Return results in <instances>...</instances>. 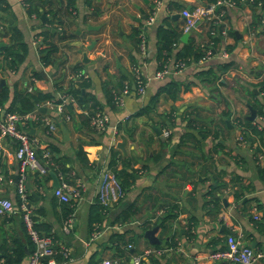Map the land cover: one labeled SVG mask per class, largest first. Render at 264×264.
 Here are the masks:
<instances>
[{
    "label": "crops",
    "instance_id": "crops-1",
    "mask_svg": "<svg viewBox=\"0 0 264 264\" xmlns=\"http://www.w3.org/2000/svg\"><path fill=\"white\" fill-rule=\"evenodd\" d=\"M41 1V6L39 2L35 3L52 21V34L48 40L58 46L54 63L46 66L39 59L40 45L36 47L33 41L40 31L50 25L41 24L45 20L39 19L35 13L28 14L27 0H0L1 23L9 30L12 25L15 26L27 46L23 63L14 71L4 72V85L11 91H22L30 84L33 90L47 91L55 83L66 90L74 72L73 66L80 63L89 78V91L100 103V111L108 116L104 130H95L89 123L79 120L67 119L62 123L54 103L48 102L40 105L46 107L45 112H32V116L23 123L30 138L35 139V152L43 150L42 156L38 157L40 162L50 157L46 150L48 145H55L61 155L70 159L66 166L72 168L71 173L77 174L73 183L80 182L84 186L80 199L71 197L69 201H63L54 193L52 178L54 174L59 181L61 175L50 169L47 174H38L25 168L26 190L30 195L27 206L37 228L42 234L46 233L43 229L48 230L47 234L51 233L57 249L61 246L69 249L67 259L56 253L57 264H98L101 259L131 264L132 255L155 245L161 252L144 257L143 264H231L207 258L208 252L226 246L228 235H241L243 243L255 250L264 249V174L257 172L253 151L257 141L252 145L236 142L239 130L234 125L236 117L249 114V106L255 100L247 91L249 83L261 78L254 72H264V19L251 35V1L242 4L229 1L221 24H213L219 31L214 30L211 35L220 33V36L206 59L191 61L177 73L168 72L161 78L155 77L161 64L156 56V28L163 25L178 32V42L163 64L171 70L175 50L181 49L188 41L198 44L208 42V23L204 21L198 22L188 32L185 42L180 40L184 32L180 11L203 4L202 1L163 0L154 23L146 29L145 19L154 8V0H73L71 4H68L69 0ZM134 4L146 13L145 19L135 20L141 13ZM176 13L180 16L173 19L171 16ZM4 18L8 20L7 25L3 22ZM88 25L97 28L88 29ZM134 26L138 28L135 30ZM223 26L225 35L221 34ZM77 30L80 32L77 33ZM140 33L146 39L144 54L140 53L137 44ZM62 34L67 38L61 40ZM3 41L7 43L8 37ZM72 41H80L81 44L71 45ZM92 41H95L94 46L86 50ZM226 45L233 46L231 54L224 50ZM85 50L89 61L77 62ZM228 58L233 59L236 65L224 74L223 84L216 89L211 91L208 87L193 84L187 90H180L175 100L161 96L153 111L147 115L135 114L165 79L174 78L185 83L192 78L195 70ZM136 70L145 80L142 94L135 92L133 86ZM35 73L38 77L34 76ZM120 74L126 76L124 82H129L130 91L123 95L122 105L111 106L106 102L102 85L108 81L109 87L115 86ZM31 77H34L33 81ZM73 106L76 108V105ZM76 110L81 112L78 108ZM224 112L227 116L223 115ZM46 119L55 123L57 129L49 131ZM225 120H229L230 124H226ZM62 125L68 131L67 140H64ZM165 129L170 130L168 137L162 135ZM157 130L160 132L157 133ZM201 133L205 135L204 139ZM213 133H217V138L212 137ZM121 141L125 142L123 149L116 145ZM215 141L222 146L214 148ZM79 145L91 167H84L77 160ZM15 146L13 139L0 138V196L9 198L13 204L9 214L0 215V243L4 240L6 244V249L0 250V259L5 261L8 253L14 257L10 249L21 243L25 245V255L19 264H27L26 227L22 211L17 206L15 184L19 161L14 155ZM112 148L117 151V168L121 167L120 156L131 159L135 169L133 181L118 201L109 203L103 209L101 222L94 224L96 230L93 231H98V235L91 239L93 231H89L87 224L89 211L96 201L99 173L108 167ZM262 149L261 166L264 165V146ZM46 152L49 154L44 157ZM214 180L221 184L220 190L215 192L220 197L218 208L207 193ZM235 191L239 194L238 200L234 198ZM220 195L226 198L227 205H224ZM132 204L134 212L131 218L115 221L120 212ZM252 207L258 211V219L253 218ZM68 208L73 210V225L66 233L63 231V218ZM173 213L176 215L168 218L164 226H158L154 233L160 244H150L143 235L144 230L157 226L154 223L159 217ZM145 223L150 226L145 227ZM112 234L121 238L115 239ZM170 242L172 246H169ZM255 264H264V259Z\"/></svg>",
    "mask_w": 264,
    "mask_h": 264
},
{
    "label": "trees",
    "instance_id": "trees-1",
    "mask_svg": "<svg viewBox=\"0 0 264 264\" xmlns=\"http://www.w3.org/2000/svg\"><path fill=\"white\" fill-rule=\"evenodd\" d=\"M203 4H207L208 2H215L216 0H200ZM233 1L236 4H242L245 3L248 0H228ZM262 0H252L250 5L251 9L253 10V19L249 24V28L251 31H253L255 28L258 27V25L261 23V21L264 19V15L261 12L260 7L258 6V3ZM41 6L42 1L41 0H27V7L26 11L28 14H34L37 15V17L40 19L41 15L47 16L45 11H40L39 7L37 6V3ZM73 0H69L68 4H71ZM89 2V1H88ZM178 7H182L183 5L176 4ZM220 8L216 11L218 12ZM3 22L8 24V20L6 18L3 19ZM48 23L50 26L48 28H45L44 30L40 31L37 35L41 36V39L39 41L40 48L38 50L39 52V59L42 65L46 66L48 64L54 63V54L56 53L58 46L56 43L50 42L48 40V36L52 34L50 31V28L52 26V21H49L47 18L43 23ZM216 32L219 31V28H215L214 25L211 23L208 25V29L206 31V34L208 35V42L203 44V46H200L198 43H195L194 41H188L186 42L181 49L175 50V58L174 62L176 60L184 61L185 64H189L191 61L198 62L203 57H205L207 50L210 51V54L215 48V44L218 41V36H220V33H216L215 35H211V31ZM136 33V32H135ZM8 37V42L5 43L3 41V38ZM222 36V35H221ZM178 32L171 31L164 27L163 25H160L156 28V56L157 59L160 61L159 70L163 68V64H165L168 60V57L170 56L174 44L178 42ZM67 37L62 34L60 35V39L64 40ZM0 41L4 42V46L0 48V78L4 77V72L7 70L14 71L16 70L20 64L23 63L25 56L27 54V46L23 42L22 34L21 32L15 27L11 26L10 30L5 27L4 24L0 21ZM211 42V43H210ZM137 44H138V37H137ZM224 50L231 54L233 51L232 45H226ZM174 64V63H173ZM236 65L235 61L233 59H226L220 62H217L213 64L212 66L206 67V68H200L193 72L192 78L182 83L174 78H167L164 80V82L159 86V88L150 96L148 102L138 109V111L135 113L136 115H147L149 112L153 111L155 108L158 100L161 96L165 97L166 99L175 100L178 97V94L180 90H187L190 88L193 84H199L202 87H208L212 90L216 89L218 85L223 84L224 81V74L234 68ZM73 74L82 71V64L78 63L73 66ZM263 71H255V76H261V78L256 82L249 83V87L247 89L248 93L255 98L254 102L252 103L251 107L255 110L256 114L259 115L261 113L262 105L264 104L263 98L264 96L261 95V92L264 91V72ZM36 77H38L37 73H35ZM126 80V76L123 74H120V78L118 83L115 86H108V81L103 82L102 88L104 91V94L106 96V102L114 106L115 101L114 97L118 93L119 90L123 87V82ZM90 83L89 78L85 77L82 80H73L71 78L70 83L66 90H63L61 87L57 86L55 83L52 86L51 90L47 91H40V90H32L27 91V89H23L22 91H17L16 89H13L11 91L6 85L0 86V115L1 111L4 112H14L19 115H24L26 113H38L41 114L38 108L40 105L46 102H52L54 104L60 103L63 98L68 97L71 98L75 104L76 108L73 106V103L71 100L67 101L63 105V113L59 114L60 118L59 121L64 123L65 120L69 119L72 121L79 120L81 123H89L92 128L95 130H98L91 124V116L97 112L100 111V103L97 101L96 97L89 91ZM256 89L255 93L253 90ZM218 96V95H217ZM263 96V97H262ZM258 102V104H256ZM81 110V112H77L76 109ZM83 110L86 111L85 115H83ZM224 116H227V113H223ZM168 120H170L168 118ZM235 126L238 127L239 131H242L246 141H248L249 144H253V142L257 141V144L254 146L253 151L256 155L255 162L257 164V172L260 175L264 174V165L261 166L259 164V158L258 155L262 153L264 146V125L261 126V128H257L256 125L253 123L252 120H249L246 116H240L235 119ZM248 136L252 137V141L247 140ZM202 139H204L205 135L201 133ZM212 137L215 139L217 138V133H213ZM221 143L218 141H215L214 148L221 147ZM50 153L49 158H43L41 163L45 166V173L47 174V171L54 170L59 175L62 176V179L67 181L70 184H73V180L77 178V174L75 172L71 173V167H67L66 163L70 162V159L68 156L61 155L59 153V149L53 145H48L47 149ZM43 150H36V156L41 157ZM116 150L111 149L110 150V157L108 162V167L113 171L117 179L120 181L121 187L123 191L127 188H129L131 182L133 181L132 174L135 172V169L132 167L131 159L122 158L120 156L119 162L121 164L120 168L116 167V163L118 161V157L116 155ZM77 160L79 163L84 167H91L90 162L86 156L85 151L82 149V146L79 145L76 153ZM37 172V171H36ZM39 174V172H37ZM216 184V185H214ZM221 187V184H217V181L214 180V183L211 184L210 189L207 191L208 195H210L211 202L215 205L216 208L220 206V197L219 195L215 194L216 190H218ZM220 190V189H219ZM30 195L27 194V197ZM234 198L236 200L239 199V194L235 191L234 192ZM69 201V200H68ZM20 204V199L17 195V206ZM107 206H103L99 203V201L96 199L95 203L91 205L89 216L87 220L88 229L89 231L96 230L94 229V224L97 222H101V215L103 214V209H105ZM134 212V205L128 206L126 209H124L120 214L115 218V221H125L129 218H131L132 214ZM73 215V210L71 208H68L65 210V215L63 220H66L68 217ZM176 215V213H173L171 215H166L163 217H159L158 220L155 221L154 225L157 226H164V222L168 218H173ZM33 221V227L34 229L40 233L41 231L37 228V224L34 222L33 217L31 216ZM114 221V222H115ZM64 222V221H63ZM25 225V224H24ZM145 227L150 226V224L145 223ZM46 231L45 234H47V229H43ZM49 234V233H48ZM26 237H27V249L29 252L32 251L34 248V245L32 244V240L27 232L26 229ZM112 237L115 239H120V235L118 234H112ZM171 242L169 243V246H172ZM5 241L2 240L0 243V250L4 251L3 249H6ZM25 245L18 243L11 247V251L14 254V257H11L10 253L7 254V258L4 261V264H19L22 260V258L25 255ZM158 246V245H155ZM7 251V250H6ZM46 261L43 260V264H45Z\"/></svg>",
    "mask_w": 264,
    "mask_h": 264
},
{
    "label": "built area",
    "instance_id": "built-area-1",
    "mask_svg": "<svg viewBox=\"0 0 264 264\" xmlns=\"http://www.w3.org/2000/svg\"><path fill=\"white\" fill-rule=\"evenodd\" d=\"M252 1V0H250ZM163 0H154V8L152 12L145 19V25L151 26L157 15L159 7L162 5ZM230 4L228 0H216L215 2H208L207 4H195L190 8H184L180 12L183 16L182 31L189 32L198 22L204 21V23L209 24H221L225 7ZM258 6L261 9V12L264 15V0L258 3ZM220 10L216 12L218 9ZM213 34V31H211ZM221 34L225 35V27L223 26ZM251 35L254 34L253 31L250 32ZM41 36L34 37V45L37 47ZM203 46L202 44H199ZM138 49L141 54H144L146 51V39L143 33L138 35ZM210 55V51L207 50L205 57L201 60L206 59ZM222 55L226 57V53L223 52ZM184 61L176 60L173 64L172 69H167V66L164 65L163 69L158 70L155 73V77L161 78L166 73H177L185 67ZM173 70V71H172ZM87 77L86 73L79 71L71 75L73 80H82ZM31 80H34V77H31ZM133 86L135 92L142 94L145 90V80L136 72H134ZM31 84L27 86V91H32ZM130 84L128 81L123 83V87L114 97L116 105L123 104V95L129 93ZM261 95L264 96V91L261 92ZM262 96V97H263ZM71 100L73 105H76L75 102L68 97L63 98L60 103L54 104L56 111L61 114L63 113V105L67 101ZM48 103V102H46ZM1 110V107H0ZM86 113L85 110H83ZM32 116L31 113H26L24 115H19L14 112H4L1 111L0 115V138L9 137L13 139L16 143L14 155L19 161V172L16 180V192L20 199L19 208L22 211V217L27 229V232L34 243V248L28 254L27 264H43V260L46 261L45 264H57L55 260L56 253H60L64 256V259H67L69 255V249L61 246L60 249H57L53 236L50 234H40L33 227V221L31 218L29 207L27 206V190H26V177H25V168L35 170L39 173H45V166L40 162L36 156L33 143L35 139H31L27 131L23 128V123ZM49 131H54L57 129L55 123L51 120L46 119ZM253 123L257 128H261L264 124V105L261 108V113L256 115ZM91 124L98 130H104L108 124V116L102 112L97 111L91 116ZM170 134L169 129H165L162 132L164 137H168ZM237 140L240 143H245V138L243 137L242 131H239L237 135ZM48 152L44 153V157L48 156ZM258 158L261 159V154L258 155ZM1 179V176H0ZM96 190V199L103 206H107L109 203L118 201L123 195L124 191L121 187L120 181L117 179L113 171L106 167L99 173V179L97 182ZM84 186L83 183H73L70 184L62 177H60L59 184L54 188V193L63 201L70 200L71 197L81 198L82 190ZM70 195V197H69ZM13 210L12 201L5 197L0 196V215H7ZM253 218L258 219V211L255 210V207H252ZM73 225V217L70 216L63 222V231L68 233ZM98 235V231H93L91 233V239L95 238ZM161 250L155 246H148L144 248L140 253L132 255L131 264H143L142 259L149 256L152 253H160ZM207 258L211 260H224L231 264H255L258 261L264 259V249L255 250L250 247L248 244L242 242L241 235H228L226 238V246L222 249H217L207 253ZM0 264H4V260L0 259ZM98 264H119L117 260L112 259H101Z\"/></svg>",
    "mask_w": 264,
    "mask_h": 264
},
{
    "label": "water",
    "instance_id": "water-1",
    "mask_svg": "<svg viewBox=\"0 0 264 264\" xmlns=\"http://www.w3.org/2000/svg\"><path fill=\"white\" fill-rule=\"evenodd\" d=\"M134 6L137 7V8H139L137 4H134ZM151 6L153 7V5H151ZM140 13H141V16L140 17H136L135 18L136 21H139L140 19H145L146 13L142 9H140ZM179 16H180V14L179 13H176V14H173L171 17L173 19H176ZM46 18L47 17L45 15H41L40 16V19L41 20H45ZM87 28L88 29H96L97 27L88 25ZM137 28L138 27H135V26L133 27V29H135V30ZM146 28H147V26H144V29H146ZM79 32L80 31L77 30V33H79ZM188 35H189L188 32H183L181 34V36H180V40L183 41V42H185L187 40V38H188ZM80 44H81L80 41H72L71 42V45L80 46ZM94 44H95V41H92L88 46H86V50H91L92 47L94 46ZM2 46H4V42L0 41V48ZM86 50L82 52V57H81V59L77 60V62L87 63L89 61V58L87 57ZM41 73H43V71H41ZM4 84H5L4 78H0V86H2ZM253 91L256 93V90L255 89ZM38 110L39 111H42V112H45L46 111V107L45 106H41V107L38 108ZM255 115H256L255 110L251 106H249V114L246 117L249 120H252V119L255 118ZM225 123L228 124V125L230 124L229 123V120H225ZM77 124L79 125V123H77ZM60 128H61V131H62V133L64 135V140H67L68 139V135H67V132L68 131H67V129L63 125ZM155 128H157V127H155ZM159 132L160 131L157 130V133H159ZM248 139L249 140H252L251 137H249ZM124 144H125V142L124 141H121V142L117 143L116 145H117V147H120L121 149H123ZM26 169H29V168L26 167ZM52 178H53V185H55V187H56L59 184L58 178L54 174H52ZM220 196H221V200L224 203V205H227L226 198L224 196L222 197V195H220ZM69 197H70V195H69ZM157 229H158V226H154L153 228L146 229L143 232L144 237H146L148 239V241H149L150 244H154V245L155 244H160V240L157 237L154 236V233H155V231ZM26 254H28V252H26Z\"/></svg>",
    "mask_w": 264,
    "mask_h": 264
},
{
    "label": "rangeland",
    "instance_id": "rangeland-1",
    "mask_svg": "<svg viewBox=\"0 0 264 264\" xmlns=\"http://www.w3.org/2000/svg\"><path fill=\"white\" fill-rule=\"evenodd\" d=\"M185 65H187V64H185ZM263 101H264V98H263ZM264 105V104H263ZM262 105V106H263ZM81 111V110H80ZM257 115V114H256ZM256 115H255V117H256ZM247 116V115H246ZM240 117V116H239ZM237 118V117H236ZM253 120H255V118L254 119H252V121ZM235 125V124H234ZM264 125V124H263ZM238 128V127H237ZM239 130V129H238ZM238 133H239V131H238ZM243 134V133H242ZM238 135V134H237ZM243 137H244V135H243ZM249 137H251V136H248V138ZM245 138V137H244ZM252 138V137H251ZM247 140H249V139H247ZM245 141H246V139H245ZM249 141H252V140H249ZM236 142H238L239 144H245V143H248V141H246L245 143H240L238 140H237V136H236Z\"/></svg>",
    "mask_w": 264,
    "mask_h": 264
}]
</instances>
